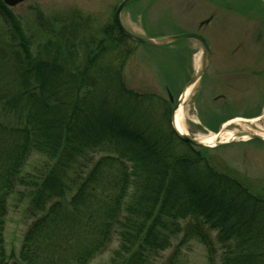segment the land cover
<instances>
[{
  "label": "trees",
  "instance_id": "16d2710c",
  "mask_svg": "<svg viewBox=\"0 0 264 264\" xmlns=\"http://www.w3.org/2000/svg\"><path fill=\"white\" fill-rule=\"evenodd\" d=\"M67 14L39 15L47 36L32 50L0 0L11 32L0 38V115L15 117L0 120V264H90L114 236L111 264H154L181 232L163 264H179L192 239L208 264H264V198L179 139L166 99L125 85L130 51L113 21L93 29ZM31 156L39 165L25 170ZM15 192L33 220L9 255Z\"/></svg>",
  "mask_w": 264,
  "mask_h": 264
},
{
  "label": "rangeland",
  "instance_id": "374dc122",
  "mask_svg": "<svg viewBox=\"0 0 264 264\" xmlns=\"http://www.w3.org/2000/svg\"><path fill=\"white\" fill-rule=\"evenodd\" d=\"M118 1L24 0L10 9L19 20L25 35L30 38V49L35 50L42 38L47 36L46 31L37 25L39 15L43 19H54L70 12H78L90 18L88 21H90V25L94 29L111 22L114 7ZM223 2L225 3L224 7L217 0H135L121 14L126 25L135 29H139V26L143 25L145 27L143 32H147V34L152 36L166 37L199 30L210 42L214 58L202 76L198 95H196L198 90V82H196L190 91L188 101L184 104V127L189 136L196 138L209 134L208 129L197 127L200 126L198 125L197 116L199 114V120L201 119L203 123L209 118L206 114H208L207 109L214 96L211 94L213 92H221L218 84V75L222 72L225 73L224 70H227L225 69L226 61L231 60L232 62L233 56L238 55L237 53L230 54V50L233 48L238 49L240 46L238 38L240 39L242 34L240 31L241 26L244 28L243 34L247 35L244 38L242 37L244 39L243 43H241L243 45L242 48L248 47V49L257 51L263 48L264 50V19H260L258 22L254 18H248L230 10L231 7H237L242 10L255 7L260 14L264 15V10L260 3L257 0H224ZM242 10L241 12H243ZM211 13L213 14L212 20L198 27V21L207 18ZM258 24L260 25L259 27L257 26ZM253 31L258 35L260 45L254 44L252 39L251 41L249 40ZM10 34V28L0 16V38H10ZM97 35H100V33ZM232 38L233 40L230 41L229 39ZM131 42L127 43L131 49L133 47L134 49L132 55L130 54L131 56L125 62L123 79L129 88L139 92H154L161 97L167 98V88L170 87L174 93L180 91L186 84L188 77L193 72L196 75L200 71L203 63V48L200 43L194 40L183 39L175 41V45L173 43L167 44L170 46L168 49L166 46H150L134 41ZM262 43L263 46H261ZM227 55H232L231 59ZM229 92L230 95L233 93V91ZM229 97L232 99L231 96ZM206 100L208 101L206 102ZM258 100L259 98L257 102ZM210 108L217 110L219 107L211 104ZM252 108L254 106L249 107L237 101L227 105L224 112L240 114ZM14 119L13 115H0L1 121L7 122V120L13 121ZM212 119L214 118L212 117ZM216 119L218 118H215V121ZM243 125H248L251 131L259 130L257 126L264 128V117L251 123L242 120L230 122L224 125L220 131H229L233 134L244 130ZM206 154L207 158L219 167L228 168L242 176L250 177V180H252L250 183L256 186L254 187L256 188L255 191L260 189V193L263 192L264 143L235 138L220 147L209 146ZM38 159L41 158L31 156L25 170L32 171L33 165H39ZM17 189L21 194H24L25 189L23 187L19 186ZM26 206L27 199L21 198L16 192L8 199L3 238L5 250L9 255H17L22 236L33 220V217L27 212ZM181 237L182 232L171 240L169 248L159 253V257L156 258L154 264H163ZM216 246L217 255H220L221 248L217 243ZM115 247H117V239L114 236L105 251L94 257L90 264H111L110 258ZM217 258L219 261V256ZM179 264H208L203 245L196 239L189 240V242L182 245Z\"/></svg>",
  "mask_w": 264,
  "mask_h": 264
},
{
  "label": "water",
  "instance_id": "95a60500",
  "mask_svg": "<svg viewBox=\"0 0 264 264\" xmlns=\"http://www.w3.org/2000/svg\"><path fill=\"white\" fill-rule=\"evenodd\" d=\"M6 4L8 5H14L22 0H3ZM130 0H122L121 3L117 6L116 10H115V13H114V18H115V21L119 27V29L121 30L122 33H124L126 36H128L129 38L131 39H134V40H137V41H140V42H143V43H149V44H159L161 43L162 41L160 40H156L154 38H150V37H145V36H141V35H138V34H135L131 31H129L122 23H121V20H120V17H119V12L121 10V8L127 3L129 2ZM184 37H194L198 40H200L204 47H205V52H206V55H205V60H204V63H203V67H202V70L204 69L205 67V64H206V61L207 59L209 58V47H208V44L207 42L198 34H195V33H182V34H178V35H173V36H168L166 37L167 40H176V39H180V38H184ZM194 77H192V79L190 80L193 81ZM179 101H177L172 109H171V117H173V112L174 110L176 109L177 105H178ZM245 133H242V132H238L235 134V136H239V135H244ZM178 135L180 136L181 139L185 140V141H188L194 145H201L200 142L192 139V138H189L188 136H186L185 134H182L180 132H178ZM249 137L251 138H256V139H259V140H262L263 138L260 137V136H257V135H254V134H247Z\"/></svg>",
  "mask_w": 264,
  "mask_h": 264
},
{
  "label": "bare ground",
  "instance_id": "6f19581e",
  "mask_svg": "<svg viewBox=\"0 0 264 264\" xmlns=\"http://www.w3.org/2000/svg\"><path fill=\"white\" fill-rule=\"evenodd\" d=\"M192 89V86L187 87L182 95L181 103L179 104L178 108L175 110L174 113V126L177 130H179L182 133H186V129L184 127V117H185V107L184 104L186 101H188L190 97V91ZM238 120V119H237ZM255 119L250 120L251 122ZM233 121H236L235 119ZM256 126V125H255ZM259 130L251 131L248 127V125H243V129L246 131L257 133L258 135H261L264 137V128L257 126ZM233 136L232 133L229 131H223L219 133H209L208 135H202L198 137L197 139L205 144L213 145L215 143V140L218 139L220 141H225L229 137Z\"/></svg>",
  "mask_w": 264,
  "mask_h": 264
}]
</instances>
